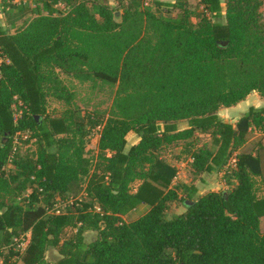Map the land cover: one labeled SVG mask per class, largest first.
Listing matches in <instances>:
<instances>
[{"label":"trees","instance_id":"obj_1","mask_svg":"<svg viewBox=\"0 0 264 264\" xmlns=\"http://www.w3.org/2000/svg\"><path fill=\"white\" fill-rule=\"evenodd\" d=\"M28 1L32 20L14 34L0 26L2 263L44 264L47 246L77 227L56 264H264V197L253 180L259 158L242 149L254 139L249 130L264 134V108L251 107L236 124L217 115L252 93L264 99L263 0H225V23L218 0H200L174 18L165 14L183 8L181 0H114L117 8L103 0L1 4L10 10ZM59 74L117 84L111 114H46L49 97L72 102ZM179 121L187 128L179 130ZM96 127L92 169L86 137ZM131 132L139 141L128 146ZM24 135L35 151L21 156L14 140ZM197 135L209 136L211 147L190 152V167L198 175L223 170L227 190L194 199L192 186L180 199L184 212L167 218L179 200L172 186L179 168L160 151L179 142L192 150L188 141ZM82 179L87 201L49 213ZM139 205L149 211L125 223ZM86 231L97 239L86 244ZM25 233L30 241L20 255L12 239Z\"/></svg>","mask_w":264,"mask_h":264},{"label":"rangeland","instance_id":"obj_2","mask_svg":"<svg viewBox=\"0 0 264 264\" xmlns=\"http://www.w3.org/2000/svg\"><path fill=\"white\" fill-rule=\"evenodd\" d=\"M103 3L108 4L112 8H117V3L115 1H112L113 3H109L110 1H102ZM200 0H186L185 3H183V8L181 9H171L169 14H165V16L169 17H176L179 14L182 13L184 9H191V11L194 10V8L197 7ZM19 3V2H18ZM16 3V5L18 4ZM115 3V4H114ZM34 3L31 1L28 2H21L20 6L23 8H27V10L34 9ZM63 6H57L58 10H63ZM193 9V10H192ZM18 9L13 8L10 10H4L2 9V4H0V23L2 21V25L6 24V20L9 19L11 16H13ZM190 11V10H189ZM116 15L122 14V10L114 11ZM262 13L264 16V0L262 5ZM25 20L22 22V25L27 24L31 18L34 17V14H29L25 16ZM1 25V26H2ZM21 25H18V29L21 28ZM6 27V26H5ZM14 28H6L7 31L11 32ZM15 31V30H14ZM13 31V32H14ZM59 77L62 81V83L67 87L68 91L72 94V102L70 105H66L65 103L55 100L52 97H49L46 101V114L48 115H59L60 113L71 111L74 114H92L94 116H100L106 119L112 112V104L115 100L117 88L118 85H111L109 83L97 80V79H91L88 81H80L73 77L66 76L64 74H59ZM244 102H248L252 106H260L264 105V99L258 94V93H252L250 94ZM223 111H225V108L221 107L217 111V115L219 119L221 120H230L228 118V115ZM15 117L18 116V113L15 112ZM178 129H182L183 127H186L187 122L186 121H179L176 123ZM252 131V142L250 144L251 147L243 146L242 149L244 152H254L258 153L261 156L262 164L264 165V135L257 133L256 129H251ZM99 131L100 127L91 128L87 137H86V157L89 159L91 168L93 169L96 165L98 150H97V143L99 138ZM255 132L257 134H255ZM128 143H133L135 140L138 139V137L132 132L128 135ZM27 136H19L17 139V142L19 146H16L19 152V155L24 156L25 154H32L35 151V145H33V141H30L26 143ZM194 143V147L192 150H186L184 151V147L187 143L179 142L175 143L171 146L164 147L162 151H160V156L172 163L180 165L184 167V176L189 179L193 180L196 179V176H199L198 174H195L192 168L190 167L189 156L190 152L193 150L200 148L201 146H204L205 148L211 147L210 144V138L207 135H197L191 141ZM231 165L232 162L230 163ZM182 167V168H183ZM5 170H8V166H5ZM201 175V174H200ZM262 179V181H261ZM264 182V174L260 178L255 179L256 187L261 194V188ZM85 183L86 180L82 179L77 186H72L70 192L66 195L64 199H56L54 202L53 209L56 208L60 214L66 213L69 206H71L74 202L81 203L87 201L86 195L84 193L85 189ZM136 185H134V188ZM28 194L25 193L23 197H27ZM148 207H138L136 210L131 211L129 214L123 217V220L125 223H129L131 221H134L135 219L142 216L146 211ZM95 211L98 212V210L94 207ZM183 210L182 204L178 202H172L169 204V207L167 208L166 215L168 218H172L176 216L177 214L181 213ZM77 228V227H76ZM76 228L74 227H66L59 235L57 242L53 244H49L44 251L42 255V261L44 264H56V262L60 259L59 254V248L62 242L66 240H70L71 238H74L76 233ZM260 229L261 231H264V218L260 220ZM52 239V237H49ZM97 239V232L95 231H86L84 233V242L86 244H89ZM13 244H15V249L20 250L19 253L22 255L24 253V249L20 245V242H18V239H12ZM7 251V249H5ZM4 251V253H5ZM13 261L20 262L19 258H14Z\"/></svg>","mask_w":264,"mask_h":264},{"label":"crops","instance_id":"obj_3","mask_svg":"<svg viewBox=\"0 0 264 264\" xmlns=\"http://www.w3.org/2000/svg\"><path fill=\"white\" fill-rule=\"evenodd\" d=\"M108 1H110L109 3L112 4L113 3L112 1H114V0H108ZM153 1H159V2H162V3H174L177 0H152V2ZM185 1L186 0H181L182 3H185ZM218 1L220 2L221 8H222V17L220 18V21L222 23H225L226 22V18H225V0H218ZM0 4H1V0H0ZM15 8L18 9V11L13 16H11L9 19L6 20V24H4V26H3L2 25V21L0 23V26L2 25V27L4 28V30H6L7 27L8 28H14L11 32H9V31L6 30L10 34H14V32L18 29V27H17L18 25H21L20 27L23 26L22 25V22L25 20V18H26L25 16H27L28 13L29 14H33V11H31V9L30 10H27L26 7L23 8L22 6H20V3H18ZM34 8H35V5H34ZM2 9H3V7H2ZM6 10H9V9L7 8ZM189 10L191 11L190 8H189ZM34 17H35V15H34ZM33 18H31V20ZM244 101L239 102L235 106H232V107H229V108H225V111H223V113L225 112L228 115V118L230 120H224V122L231 123V124H236L238 122V120L242 116H244L251 107H253V108H264V105H260V106L255 107V106H252L251 104H249L248 102L246 103ZM185 128H187V125H186V127H183L182 129H185ZM182 129H179V130H182ZM249 131L251 132V130H249ZM255 131L257 133H259V134L264 135L263 133H261L258 130H255ZM256 132H255V134H257ZM128 135H127V137H128ZM127 137H126V140H127V143H128V138ZM138 141H139V138L137 140H135L133 143H130V144L128 143V146L135 145L136 143H138ZM251 141L252 140H248V142L244 146L247 145V147H251L252 146L250 144ZM251 153H252V157L254 159L256 157L259 158V163L257 162V164L255 165V167L253 168V180H254V183H255V179L256 178H260V177L263 176V174H264V165L262 164L260 154L254 153V152H251ZM188 159L190 161V158H188ZM176 165L178 166L179 171H178L177 177L173 181L172 186H173V188H175V192L177 193L179 200H177L175 202H178V201L180 202V199H185L186 198V195L185 194L188 193V190L192 186L195 188V191H196V194H195L194 199L197 198V197H199V196H201V195H203V194H205V193H209V192H220V191L227 190V186L225 185V183H224V181L222 179L223 170H220V171L213 170L211 173H203V174H201L199 176H196V179L194 178L193 180H189V179H187L184 176V167L182 166V164L180 165V163H178ZM10 167L11 166L9 165L8 166V169ZM259 170L261 171V175L260 176L257 175V173L259 172ZM261 181H262V179H261ZM263 184H264V182H263ZM262 187H263V188H261V194L262 195H260V193H259L260 189L258 190L257 187H256V184H255L256 196L258 198H263L264 197V185ZM26 193L29 195L30 194V191L27 190ZM138 207H147V206H145V205H139ZM95 208H97V206H95ZM136 209H134V210H136ZM148 211H149V207L147 208V211L146 212H148ZM183 212H184V208L181 211V213H183ZM181 213H179V214H181ZM179 214H177V215H179Z\"/></svg>","mask_w":264,"mask_h":264},{"label":"built area","instance_id":"obj_4","mask_svg":"<svg viewBox=\"0 0 264 264\" xmlns=\"http://www.w3.org/2000/svg\"><path fill=\"white\" fill-rule=\"evenodd\" d=\"M144 1H145V6H148L152 2V0H144ZM16 146H19V144L17 142V139L14 140V150L15 151L18 150ZM231 162H232L233 165L235 164V160L234 159H232ZM96 209L99 211L98 208H96ZM49 213L55 214V215H60L59 211L56 208L52 209ZM29 241H30V234L29 233H25L22 236H20V238H18V242H20V245L22 246V248L24 250L27 247V245L29 244ZM3 249H6V248H3ZM17 251H20V250H17ZM0 264H3L2 261H1V258H0Z\"/></svg>","mask_w":264,"mask_h":264},{"label":"water","instance_id":"obj_5","mask_svg":"<svg viewBox=\"0 0 264 264\" xmlns=\"http://www.w3.org/2000/svg\"><path fill=\"white\" fill-rule=\"evenodd\" d=\"M36 120H38V117H36Z\"/></svg>","mask_w":264,"mask_h":264}]
</instances>
